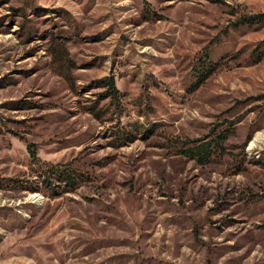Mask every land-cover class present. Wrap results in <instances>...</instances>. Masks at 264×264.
Returning a JSON list of instances; mask_svg holds the SVG:
<instances>
[{
  "label": "rangeland",
  "instance_id": "1",
  "mask_svg": "<svg viewBox=\"0 0 264 264\" xmlns=\"http://www.w3.org/2000/svg\"><path fill=\"white\" fill-rule=\"evenodd\" d=\"M261 12L0 0V264H264ZM197 138L220 140L202 162ZM31 143L74 184L44 180Z\"/></svg>",
  "mask_w": 264,
  "mask_h": 264
},
{
  "label": "trees",
  "instance_id": "2",
  "mask_svg": "<svg viewBox=\"0 0 264 264\" xmlns=\"http://www.w3.org/2000/svg\"><path fill=\"white\" fill-rule=\"evenodd\" d=\"M250 20L253 23L257 24H264V12L255 14L253 16H250ZM244 23V21H242ZM264 46V40L260 41L257 47L254 50V53H257L260 51V48ZM206 57H200L198 60V66L196 67V70L198 71L197 76L199 79H205V77L210 73L211 70L215 68V64ZM261 54H257V59H260ZM103 86L107 87L106 93L108 97L117 104L120 103V91L116 86L115 83V77L113 75H110L107 78L100 79L98 81ZM125 136V135H124ZM217 136H220L217 135ZM128 138V136H125ZM201 139H191L188 140L189 143H194L193 146L189 147L185 153L189 155L190 157H196L198 161H204L208 158V156L212 153V151L217 150L218 146L220 145V140L217 138L210 139L209 141L201 142ZM27 149L29 152V155L31 159L36 163L40 164L41 172L44 173V180L51 181L54 178L59 179L60 181H63L66 185H73L74 184V175L71 172V169L68 166H65L62 164H51L49 162H41L40 158L37 154L36 148L34 144H28ZM55 179V180H56Z\"/></svg>",
  "mask_w": 264,
  "mask_h": 264
}]
</instances>
